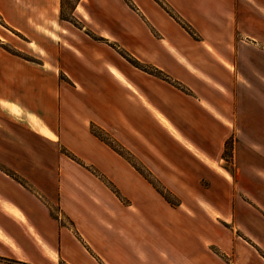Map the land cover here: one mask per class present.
Wrapping results in <instances>:
<instances>
[{
	"label": "crops",
	"instance_id": "crops-1",
	"mask_svg": "<svg viewBox=\"0 0 264 264\" xmlns=\"http://www.w3.org/2000/svg\"><path fill=\"white\" fill-rule=\"evenodd\" d=\"M130 1L84 0L98 41L61 20L60 0H0V260L264 264V0ZM93 125L192 214L144 198Z\"/></svg>",
	"mask_w": 264,
	"mask_h": 264
},
{
	"label": "rangeland",
	"instance_id": "rangeland-1",
	"mask_svg": "<svg viewBox=\"0 0 264 264\" xmlns=\"http://www.w3.org/2000/svg\"><path fill=\"white\" fill-rule=\"evenodd\" d=\"M126 2V4L134 9V6L132 5L130 0H124ZM162 1V0H161ZM160 1V5H162V2ZM156 2H158V0H156ZM83 5L84 4V0H60V18L61 20H64L65 22H67L70 27L75 28V29H79V30H83V34H86L87 36H89L91 39L93 38V40H98V41H103V39L97 38L92 31L87 28V26L83 23V19L81 18V13L83 15ZM78 6V12H75V7ZM164 10L172 17L174 18V16L169 13L168 10H166V8H164ZM80 12V14H79ZM0 24L2 23V18L0 17ZM72 28V29H73ZM1 29V27H0ZM2 30V29H1ZM4 31V30H2ZM189 32V31H188ZM4 34H6L8 37H10L11 39H13L14 42L19 43L20 45L22 44L21 41L18 38H15L14 36L10 35L8 32H3ZM191 34V32H189ZM110 47H112L116 52H118L130 65L134 66V67H143L144 65L139 64L129 53H127L123 48H121L117 43H112L109 44ZM10 49V48H8ZM11 50V49H10ZM13 51V50H11ZM14 53L16 54V52L14 51ZM20 54V53H18ZM25 58H30V56H24ZM143 69V68H142ZM144 70V69H143ZM146 71H148V69H145ZM90 132L93 136H95L96 138H98L100 141L104 142L105 144H111V146L118 151L129 163L130 165L142 176V179L144 180V184L146 185V188L148 190L145 191V196L144 198L147 199V194H152V195H156L157 199L162 201L163 203H165L166 205H168L172 210H174V214H189L191 215L192 212L190 209L184 208V207H180V198L178 195L183 196L182 193H173L171 191H169L160 181H159V177L153 175L146 167L142 166L134 157L133 155L127 151L126 149H124L123 147H121L118 143L115 142V140H113L110 136H108V134L101 129L100 127H96V126H90ZM230 145L229 143L226 144L225 146V150L223 153V158H224V162H226V166H228L229 163V158H230ZM66 155L68 156V158L70 160H72L73 162H75L74 164H78L79 166L83 167V168H87L90 173L98 180L100 181L102 184H104L109 190H110V194L113 196V198L118 202L119 205L122 204L123 206L127 207L126 209L129 211L131 210V205L129 203V201L124 198L120 192L118 191V189L112 185V183L110 181L107 180V177L105 175H102L100 173V171L94 167L92 164H88V166H85L84 163H82L81 160L77 159L74 155L70 154V153H66ZM76 166V165H75ZM166 178L168 181H170V179H172L171 183H177V180L174 176H170V175H162V179ZM110 182V183H109ZM86 188V187H85ZM186 196L187 194L191 193H184ZM204 194V193H201ZM184 198L187 199V197L184 196ZM117 202V203H118ZM52 208V212H50V214H53L54 218L58 219V216L61 214L59 213L60 211H56L55 207H52V205H50ZM192 210H194L193 208H191ZM181 212V213H178ZM61 221L62 223L65 221L64 219H66L65 214L62 213L61 215ZM17 259H19V257L14 256V258L11 259H1L0 260V264H23L21 262H18ZM63 264V263H62Z\"/></svg>",
	"mask_w": 264,
	"mask_h": 264
}]
</instances>
